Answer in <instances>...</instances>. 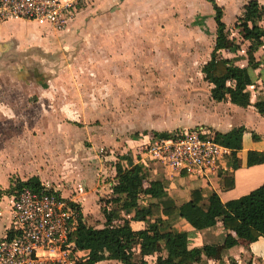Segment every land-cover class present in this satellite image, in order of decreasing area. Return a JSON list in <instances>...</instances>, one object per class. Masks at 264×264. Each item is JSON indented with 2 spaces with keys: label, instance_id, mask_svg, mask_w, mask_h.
<instances>
[{
  "label": "rangeland",
  "instance_id": "374dc122",
  "mask_svg": "<svg viewBox=\"0 0 264 264\" xmlns=\"http://www.w3.org/2000/svg\"><path fill=\"white\" fill-rule=\"evenodd\" d=\"M217 3L227 9L225 23L235 22L239 0ZM214 15L206 0H82L63 30L1 22L0 69L9 73L0 78V117H20L26 131L0 158V202L8 206L10 187L38 175L45 188L77 204L89 226L102 228L103 209L122 207L110 203L115 169L109 157L136 159L137 144L141 150L148 143L145 127L175 134L189 129L184 121L204 120L209 86L202 69L216 42ZM154 167L151 178L162 179L163 168ZM247 175L255 172L238 174L228 198L258 188L245 185ZM4 223L0 218V238ZM142 231L136 248L146 243Z\"/></svg>",
  "mask_w": 264,
  "mask_h": 264
},
{
  "label": "trees",
  "instance_id": "16d2710c",
  "mask_svg": "<svg viewBox=\"0 0 264 264\" xmlns=\"http://www.w3.org/2000/svg\"><path fill=\"white\" fill-rule=\"evenodd\" d=\"M206 1L214 9L216 23L215 46L210 60L202 69L211 87L212 99L216 102L230 101L242 108L253 106L264 116V101L253 102L248 91V87L255 84L253 73L264 65V59L257 57L264 50V5L258 0H250L244 6L235 25L241 37V43L237 45L227 34V26L223 21L224 8L216 0ZM243 44H248L246 67L235 64L232 57L224 55L238 52ZM245 132L246 129L242 127L226 134L216 133L217 140L234 151L227 170L220 173L226 189L235 186L231 173L240 167L238 152L242 150ZM173 134L152 132L158 138H170ZM137 145L139 152L140 146ZM141 153L134 160L129 158L128 153L118 155L117 159L113 154L109 157L115 169V182L111 186L114 198L110 203L122 204V210L144 224L142 234L146 236V243H138L136 248L137 231L131 222L117 225L118 214L107 209H103L105 223L102 228L89 226L84 221L80 207L71 202L72 207L79 212V219L69 239L75 244L74 252L88 258L83 264H100L105 261H117L120 264H223L217 260L216 246L191 247L189 233L176 229L173 226L175 219L186 221L195 231L208 230L221 223L226 232L247 244L264 238V185L224 204L217 193L205 199L201 188L193 189L189 201L180 205L168 194L170 173L163 170L162 179H152L154 162L144 161L142 155L146 150L143 149ZM246 158V166L249 168L264 164V152L249 151ZM135 160H139L137 165L132 164ZM41 185L38 177L25 182L18 181L11 186L10 194L23 188L40 190ZM219 210L221 214L217 216L214 211Z\"/></svg>",
  "mask_w": 264,
  "mask_h": 264
},
{
  "label": "built area",
  "instance_id": "2783aa9c",
  "mask_svg": "<svg viewBox=\"0 0 264 264\" xmlns=\"http://www.w3.org/2000/svg\"><path fill=\"white\" fill-rule=\"evenodd\" d=\"M81 1L0 0V22H35L63 30L76 17ZM148 137L147 146L140 150H146L144 161H153L154 168L160 165L170 177L185 175L210 183L227 170L234 152L206 126L179 131L170 138ZM41 186L13 194L12 224L0 240V264L85 263L88 258L74 252L75 244L69 239L79 212L59 193Z\"/></svg>",
  "mask_w": 264,
  "mask_h": 264
},
{
  "label": "crops",
  "instance_id": "0c3cea01",
  "mask_svg": "<svg viewBox=\"0 0 264 264\" xmlns=\"http://www.w3.org/2000/svg\"><path fill=\"white\" fill-rule=\"evenodd\" d=\"M217 1L218 0H216V2ZM249 1L250 0H239L240 6L238 7V10H237L235 22L231 24L225 23L227 26V34L230 40L233 41L237 45L241 43V37L239 34L240 31L239 29L235 27V25H236L238 17H240L243 12L244 6ZM258 1L261 5H264V0H258ZM217 4L219 5V3ZM226 12H227V9L224 8V18H223L224 22H225ZM10 21H13V20H10ZM3 24L4 23L0 22V27ZM5 36L6 35L0 34V37L3 38L2 40H5ZM247 46L248 44H245V45L243 44L241 49L238 50V52L233 53V54L224 53V55L232 57L234 59L235 64H238L241 67H246L247 66V58H246ZM238 54H242L244 57L238 59L236 56ZM257 57L263 60L264 50H262L257 55ZM8 73L9 71L7 69H0V78L8 76ZM253 75L255 79V84L251 87H248V91L250 92L252 96L253 102L264 101V92H263L264 91V65H262L259 70L255 71ZM33 76L34 75H30V74L28 75V77H33ZM259 79L261 80L258 81ZM257 82L262 83V88L255 86L258 84ZM208 92H209L208 94L209 98L207 100V103L206 102L203 103L200 101V104L203 103L201 104L202 105L201 107L205 109L206 111V112L205 111L203 112V110L201 111L202 113H204V116H203L204 120L203 121L200 120L194 124H190L191 123L190 121H186V122L184 121L183 126L187 127V129L188 128L192 129L197 126H206L207 128L211 129L215 133H222V134H226V133L233 131L234 129L244 127L246 129V132L243 136L242 150L238 152L240 167L238 170L231 173L233 180H234V184H235V186L231 189H226L221 179H217V180L214 179L209 184L206 185L205 183L199 180L191 179L184 175L176 174L173 177H170L171 186L168 191V194L173 199H175L180 205L189 201L190 192L193 189L201 188L203 191L204 197H205V190L209 189L211 186L213 187V185L214 187L210 188L211 193H217L223 204L227 203L228 201L241 198V197H238V198L229 197L228 198L227 196H229L230 190L232 192L236 190V187H237L236 178L238 174H241V172H243L244 169L251 171V172H255V175L253 176L252 175L246 176L244 180L245 185H250L253 182H256L257 185H259L258 188L264 185V164L250 167V168L246 166V161H247L246 156L249 151L264 152V116L260 115L255 109V107L253 106H250L248 108H242V107H239L231 103L230 101H226V102L214 101L211 97V87L210 86L208 88ZM4 108L5 107L1 106L0 104V110L1 109L4 110ZM201 115L203 114H200V116ZM22 121L23 120L20 119V117L19 118L15 117V118H10V119L8 118L5 119L3 117H0V158L2 157V153L4 152V149L7 147V143L9 142L11 143L14 140L18 141L20 137L22 138L24 136V133L26 130L23 128ZM30 125L32 126V128L39 126V120L31 123ZM159 127H162V126H158L157 128ZM143 130L149 131L150 133L149 136H152V132H153L152 130L154 129L145 127ZM155 132H159V131H155ZM149 133H147V135ZM245 138H248V139H245ZM23 180H29V178L23 179ZM114 182H115V177H114L113 182L111 183V186ZM110 190H111V187H110ZM12 196L13 194H11L10 196L11 198H9L8 206H7V203H5L6 201L0 202V218L3 222H5L3 225V233H4L3 237L8 233L9 228L11 227V224H12V206H13ZM112 198H114V195ZM109 211L118 214V218H117L118 220L116 221V223L129 221L131 222L133 229L136 230L137 232H141L142 229H144V224L142 222H139L138 220H134L135 219L133 218L134 216H132V214L130 215L127 211L122 210V207H117V205H114V208L113 209L109 208ZM122 217L124 220L121 219ZM173 226L180 231L188 232L189 238L190 237L192 238L193 236H198V238L196 239L197 242L195 243L192 238L191 247L193 248L203 247L204 245L216 246L217 260L222 262L223 264H264V238H260L257 242L253 244H247L244 240L238 239L233 234L226 232L223 229L221 223H219L214 228L204 230V231H198V233H193L195 230H193L186 223V221L182 219H175L173 221ZM135 227L138 229H135ZM3 237H1L0 240H2ZM107 262L119 263L117 261H105V262H101L100 264H105ZM209 264H212V262H209Z\"/></svg>",
  "mask_w": 264,
  "mask_h": 264
}]
</instances>
